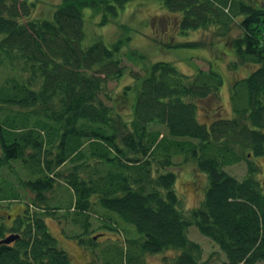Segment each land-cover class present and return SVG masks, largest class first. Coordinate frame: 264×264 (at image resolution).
Returning a JSON list of instances; mask_svg holds the SVG:
<instances>
[{
    "label": "trees",
    "instance_id": "16d2710c",
    "mask_svg": "<svg viewBox=\"0 0 264 264\" xmlns=\"http://www.w3.org/2000/svg\"><path fill=\"white\" fill-rule=\"evenodd\" d=\"M130 1L60 0L33 16L34 0H0V204L24 206L0 217V241L18 234L0 242V264H72L47 228L54 212L84 235L94 218L125 238L101 252V264H139L167 250L176 253L166 264H264V192L252 159L264 156V0H153L181 13L182 31L239 17L231 49L252 68L231 88V114L219 108L203 122L196 100L218 98L222 86L213 69L190 75L156 61L113 95L108 82L135 53L102 38L85 45L83 10L107 19ZM178 155L205 177L203 200L190 209L170 170ZM240 161L242 179L225 169ZM190 226L224 259L203 260Z\"/></svg>",
    "mask_w": 264,
    "mask_h": 264
},
{
    "label": "rangeland",
    "instance_id": "374dc122",
    "mask_svg": "<svg viewBox=\"0 0 264 264\" xmlns=\"http://www.w3.org/2000/svg\"><path fill=\"white\" fill-rule=\"evenodd\" d=\"M34 1L36 2L31 10L33 16L50 14L52 7L60 2V0ZM83 12L85 45L95 39L102 38L108 44L120 42L123 52L135 53V56H132L134 60L124 57V75L117 80L108 82L113 95L117 93L119 95L126 85L134 86L136 83L135 74L142 75L144 67H148L156 61H169L186 74L193 75L199 70L213 69L222 76V86L219 89L218 98L196 100L197 116L200 121L203 122L208 117L217 116L219 108L221 115L229 116L231 114V88L252 68L248 63L242 62L231 49V41L239 33L236 22L239 17L227 21V24L224 25L212 23L206 27L182 31L180 28L181 13L166 8L162 1L133 0L118 8L116 15L108 14L107 19H104L100 9L86 8ZM185 43L194 45L185 47L183 46ZM124 54V56L128 55L127 52ZM1 76L2 74L0 78ZM130 95L129 99L132 102L134 100L133 91ZM206 109L209 112H206ZM152 127L164 132L161 125H152ZM252 159L258 164L255 177L260 180L264 192V156ZM173 161L175 165L170 170L177 173L175 189L181 198L183 208L190 209L198 206L202 202L203 192H205L204 174L200 173L194 177L192 162L185 161L182 155L175 156ZM225 169L238 179L244 178L248 172L245 161L229 165ZM64 187L61 182H56L54 194L64 197L66 195ZM23 207V204L16 202L10 204L2 202L0 217L5 219L9 213L13 217L17 213H21ZM95 209L103 212L99 206ZM61 213L58 212V214ZM58 214L54 212L53 215L47 216L45 222L59 245L70 255L72 264H101V252L112 247L116 242L114 240H118L119 245L126 246L123 236H120L116 231L99 228L100 223L94 218H91V227L87 230L89 236H96L94 243L90 244L86 240L88 235H84L80 227L59 217ZM188 237L201 245L203 260L220 262L224 259V255L218 247L203 236L196 227H189ZM175 253L174 250L156 254L145 253L139 264H166L164 257H172Z\"/></svg>",
    "mask_w": 264,
    "mask_h": 264
},
{
    "label": "water",
    "instance_id": "95a60500",
    "mask_svg": "<svg viewBox=\"0 0 264 264\" xmlns=\"http://www.w3.org/2000/svg\"><path fill=\"white\" fill-rule=\"evenodd\" d=\"M17 237H18V234H11L0 242L10 243ZM94 238H96V236H94Z\"/></svg>",
    "mask_w": 264,
    "mask_h": 264
},
{
    "label": "flooded vegetation",
    "instance_id": "af4514ba",
    "mask_svg": "<svg viewBox=\"0 0 264 264\" xmlns=\"http://www.w3.org/2000/svg\"><path fill=\"white\" fill-rule=\"evenodd\" d=\"M9 217H11V216H9Z\"/></svg>",
    "mask_w": 264,
    "mask_h": 264
}]
</instances>
